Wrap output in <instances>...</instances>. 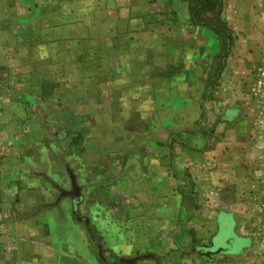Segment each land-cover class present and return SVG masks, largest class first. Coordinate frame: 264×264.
<instances>
[{
    "label": "crops",
    "instance_id": "obj_1",
    "mask_svg": "<svg viewBox=\"0 0 264 264\" xmlns=\"http://www.w3.org/2000/svg\"><path fill=\"white\" fill-rule=\"evenodd\" d=\"M220 2L234 37L230 0ZM189 9L190 0H17L11 12L29 17L11 24L28 20L35 48L32 69L11 72L30 82L13 91L26 98L0 103V126L15 127L9 151L32 171V264H247L246 246H231L245 239L239 202L202 207L212 161L226 157L225 176H236L223 149L248 146L238 81L250 54L242 39L224 54L215 32L212 47ZM208 236L231 244L192 248Z\"/></svg>",
    "mask_w": 264,
    "mask_h": 264
},
{
    "label": "rangeland",
    "instance_id": "obj_2",
    "mask_svg": "<svg viewBox=\"0 0 264 264\" xmlns=\"http://www.w3.org/2000/svg\"><path fill=\"white\" fill-rule=\"evenodd\" d=\"M46 1L51 5L56 3V0ZM16 5L17 0H0V7L5 10L4 15H0V31H3L5 36L0 35V40L5 37L9 43L0 46V54L5 56L4 59L3 55L0 57L1 64H4L0 67V90L4 91L0 93V103L4 99L6 101H12L13 98L24 100L25 93L13 91L20 90L18 86L23 87L25 84H30L29 81H23L11 73L18 70L21 74L24 70L32 69L31 53L32 48H35L32 46L34 34H32L28 20L19 23L23 27L19 35L17 30L19 25L11 24L14 19L29 17V14L24 13L20 16L14 15L11 11ZM221 7L222 4L220 5L219 1L207 0L203 11L205 13L207 10L212 13L216 11L220 14ZM228 8L234 12L235 16L232 21L236 28L234 41L242 39L239 51L250 54L246 60L248 72L240 79L241 81H238L239 86L242 87H239V92L242 89L245 117L250 121L246 127V132L247 128L250 129V136L246 140L249 141L248 146L246 149L242 148V153L237 152L236 143L228 148L225 146L226 149H223L231 155L233 162L230 168L232 170L238 168L237 174L234 171L236 176H225L228 160L226 157L220 156L216 162L212 161L210 167L213 169L215 182L212 183L213 187L206 198L208 205L207 207L204 205L202 208L210 209L208 207L210 205L218 210L221 206L220 201L224 199H228L229 202H239L238 211L242 220L241 224H244L245 239L241 240L235 237L232 245L240 244L241 246L244 244L246 246L247 264H264V0H230ZM55 16L52 15L53 18ZM207 29L212 33L210 45L213 47L216 45V36L212 29ZM15 42L22 44L20 48L23 51L20 57L16 52L18 46L15 45ZM226 43L223 40L222 47L227 46L228 43ZM252 44L255 45L254 49L251 47ZM230 48L231 45L228 44V49ZM55 49V47L52 48L53 51ZM220 63L218 61L216 65ZM217 85L222 86L223 84L218 82V77L214 75V78L210 79V86L215 89ZM6 89H10L11 92H6ZM0 112L5 114L6 111L1 109ZM0 116L2 118L3 115ZM14 128L12 125L0 126V133H2L0 136V264H32V186L27 185L32 182V171L29 167L25 170L19 168L16 165L18 158H15V152L9 151L11 146L9 141L12 136L14 137ZM219 162L221 166L223 165L221 168ZM218 169L220 171L217 174L216 170ZM226 179L227 182L224 183L223 181ZM222 183H224V187L227 185L226 188L222 189L220 186ZM56 192L54 189L51 191L54 195ZM5 200L9 201L8 205L3 204ZM12 212L13 214H11ZM27 213H30L28 217H31L28 222L23 220ZM29 227H31V233L27 237L26 231L28 232V230L26 228ZM242 231L240 233H243ZM209 237L193 239L192 248L203 245V243L210 244ZM29 247L30 249H28Z\"/></svg>",
    "mask_w": 264,
    "mask_h": 264
},
{
    "label": "trees",
    "instance_id": "obj_3",
    "mask_svg": "<svg viewBox=\"0 0 264 264\" xmlns=\"http://www.w3.org/2000/svg\"><path fill=\"white\" fill-rule=\"evenodd\" d=\"M216 2L220 0H215ZM207 0H190V17L193 23L212 29L220 38L222 37L229 45L233 43L234 37L227 23L222 19L221 14L216 11L209 16L203 11ZM221 3V2H220ZM226 43V44H227ZM228 44L223 47L224 54H227Z\"/></svg>",
    "mask_w": 264,
    "mask_h": 264
},
{
    "label": "flooded vegetation",
    "instance_id": "obj_4",
    "mask_svg": "<svg viewBox=\"0 0 264 264\" xmlns=\"http://www.w3.org/2000/svg\"><path fill=\"white\" fill-rule=\"evenodd\" d=\"M221 242H222V245H223L224 243H226L227 245H228V244H231V242L228 241V239L225 240V238L222 237L219 241L216 240L215 243L212 241L211 244L209 245V246H211V248H210V247H209V248L212 250V248L216 247L217 245L220 246V243H221ZM229 242H230V243H229ZM239 245H240V244H239ZM239 245H238V246H239ZM231 246H234V245L231 244Z\"/></svg>",
    "mask_w": 264,
    "mask_h": 264
},
{
    "label": "water",
    "instance_id": "obj_5",
    "mask_svg": "<svg viewBox=\"0 0 264 264\" xmlns=\"http://www.w3.org/2000/svg\"><path fill=\"white\" fill-rule=\"evenodd\" d=\"M219 4H220V2H219ZM219 12V11H218Z\"/></svg>",
    "mask_w": 264,
    "mask_h": 264
}]
</instances>
